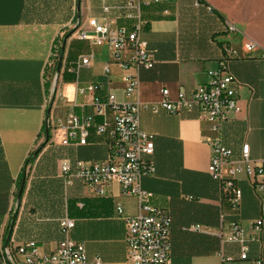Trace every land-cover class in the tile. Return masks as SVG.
Instances as JSON below:
<instances>
[{"label":"crops","instance_id":"obj_1","mask_svg":"<svg viewBox=\"0 0 264 264\" xmlns=\"http://www.w3.org/2000/svg\"><path fill=\"white\" fill-rule=\"evenodd\" d=\"M128 1L77 0L74 5L71 0H0V264H6L1 251L6 246L35 242L39 255L55 252L65 237L59 225L65 217L75 221L69 237L85 244L90 261L128 264L127 226L117 208L136 216L138 200L124 196L118 184L100 196L77 177L67 182L61 173L64 162L107 158L114 114L98 116L94 100L106 102L109 94L120 104H139L140 127L154 138L149 161L155 173L142 186L152 194L151 205L171 217V264H264V227L259 240L250 238L252 224L261 217L259 198L243 178L242 201L234 208L208 173L210 144L217 140L237 154L248 144L251 159L264 160V0H198V6L196 0H141V38L155 62L151 70L124 69L132 60L130 49L115 60L109 44L79 38L82 26L90 31L89 18L112 30H131L136 21L126 17ZM247 44L253 45L251 52ZM226 49L234 52L228 68L240 84V114L219 131L196 106L177 114L160 107L163 90L177 102L179 94L189 99L207 84L208 72L218 68ZM85 57H91L89 66L82 65ZM128 78L139 80L131 96ZM95 86L101 88L94 91ZM50 111L62 122L72 114L91 118L88 144L63 146L58 135L29 165L18 199L25 162ZM104 122L107 131L99 135L96 126ZM13 217L12 230L6 232ZM232 223L243 231L240 241H229ZM243 247L248 250L245 260Z\"/></svg>","mask_w":264,"mask_h":264},{"label":"built area","instance_id":"obj_2","mask_svg":"<svg viewBox=\"0 0 264 264\" xmlns=\"http://www.w3.org/2000/svg\"><path fill=\"white\" fill-rule=\"evenodd\" d=\"M76 2L77 0H71ZM154 4H166L172 0H150ZM198 6L200 2L196 0ZM141 0H130L125 9L129 11L128 19L136 21L131 30L121 27L112 30L107 24L97 18H89L86 22L90 31H79V38L93 41L97 45L109 44L115 60H120L121 54L130 49L133 52L130 65H123L124 69L131 67L136 70L154 68L155 62L148 50L147 43L141 38L144 22L140 13ZM109 8H105L108 12ZM235 32L234 27H230ZM248 52L253 50L252 44H247ZM216 70L208 72L209 82L197 87L188 99L185 94H179L177 102L169 99V91L163 90V100L160 107L169 113L177 114L183 110L196 106L212 122L217 130H221L234 115L242 111L239 101L240 84L230 72L228 65L234 52L226 49ZM91 57L82 59L83 66H89ZM108 65L105 67L108 72ZM127 95H133L139 88L138 78L126 80ZM101 86L93 87L99 90ZM57 92V86L54 87ZM94 107L100 117H105L108 111L114 114V126L111 131L112 142L109 146L107 158L100 162L87 163L76 161L64 162L61 166L62 176L68 181L77 177L86 186L91 187L98 195L104 196L111 184H118L122 194L134 197L139 203V213L136 216H125L121 207L117 208L118 216L125 220L127 226V262L128 264H171L172 261V220L169 213L151 205L152 194L143 186V179L155 173L153 164L149 161L155 151L154 138L142 131L140 127L139 104H120L113 94H109L106 102L95 98ZM155 113L158 107H153ZM43 143L41 138L33 151H46L57 138L62 136V145L86 146L90 137V130L94 127L91 118L68 116L62 122L46 113L43 126ZM108 124L96 126V133L103 135ZM211 156L208 173L218 182L225 198H228L234 208L242 201L243 192L239 183L245 178L261 202V217L252 224L251 240H259L264 227V160H253L250 156V146L243 144L240 153L227 147L220 140L210 144ZM38 149V150H37ZM30 170V166H26ZM64 239L57 249L50 255H39L35 242L12 248L2 247V255L6 264H103L100 259L89 260L85 244L75 242L69 237L75 227V221L65 217L59 222ZM229 241L237 242L242 239L243 231L237 223L230 225ZM247 248H242L241 259L247 258ZM20 258V259H19Z\"/></svg>","mask_w":264,"mask_h":264},{"label":"trees","instance_id":"obj_3","mask_svg":"<svg viewBox=\"0 0 264 264\" xmlns=\"http://www.w3.org/2000/svg\"><path fill=\"white\" fill-rule=\"evenodd\" d=\"M39 154H40V151L39 150L38 151H33L30 154V156L28 157V159L26 160L25 166L23 168L22 176H21V179H20V181L18 183L17 190H16V194L18 196H19L20 189L22 188L23 182H25V184H26V179H27L26 166L33 164V162L37 159V157H38ZM24 190H25V186H24ZM13 224H14V217L10 219V221L8 223V227L6 228V232L11 228V226Z\"/></svg>","mask_w":264,"mask_h":264},{"label":"water","instance_id":"obj_4","mask_svg":"<svg viewBox=\"0 0 264 264\" xmlns=\"http://www.w3.org/2000/svg\"><path fill=\"white\" fill-rule=\"evenodd\" d=\"M63 51H64V48H63ZM62 61H63V53L61 52V54H60V56H59L58 72H60V70H61ZM49 113H50V112H49ZM24 186H25V182H23L22 188L20 189L18 199H20L21 196H22V194H23ZM11 230H12V227H11Z\"/></svg>","mask_w":264,"mask_h":264},{"label":"rangeland","instance_id":"obj_5","mask_svg":"<svg viewBox=\"0 0 264 264\" xmlns=\"http://www.w3.org/2000/svg\"><path fill=\"white\" fill-rule=\"evenodd\" d=\"M72 2H73V1H72ZM75 3H76V2H73L74 5H75ZM55 62H56V61H55ZM52 67H54V65H53ZM51 69H52V68H51ZM54 70H55V69H54ZM54 70H53V69L51 70V75H52V77H53V75H54ZM43 138H44V137L41 138L39 144H42V143H43ZM37 150H38V149H37ZM39 151H40V150H39ZM4 259H5V258H4Z\"/></svg>","mask_w":264,"mask_h":264}]
</instances>
